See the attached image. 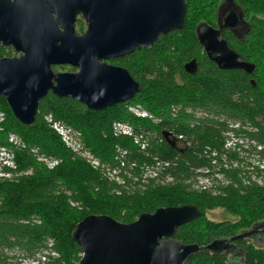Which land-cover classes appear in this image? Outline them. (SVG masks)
I'll return each mask as SVG.
<instances>
[{"label": "trees", "instance_id": "obj_1", "mask_svg": "<svg viewBox=\"0 0 264 264\" xmlns=\"http://www.w3.org/2000/svg\"><path fill=\"white\" fill-rule=\"evenodd\" d=\"M186 2L182 29L161 35L149 49L107 61L140 83L133 98L95 111L48 92L38 103L34 124L27 126L0 95V146L12 148L15 163L14 169L4 168L12 180L0 182L1 250L33 253L51 240L59 256L56 264H77L81 250L71 231L85 216L104 214L129 224L157 208L190 204L200 213L178 227L176 238L199 250L183 264H264V243L244 237L233 242L241 252L237 259L225 250L205 248L264 219V0H233L247 31L240 38L220 31L228 46L254 65L252 74L218 68L197 41L196 26H216L223 0ZM79 25L75 29L81 34L84 28ZM192 59L194 74L184 70ZM136 107L155 123L144 120L140 126L142 121L130 111ZM54 122L79 132L84 149L99 166L92 167L66 147L52 128ZM114 122L129 124L133 134L113 132ZM163 132L170 134L173 145ZM10 135L19 145L8 142ZM135 136L146 142L143 150L133 144ZM142 165L150 169L145 181L153 187L143 194L131 195V186L105 176L114 169L130 184V173L144 179ZM125 169L131 170L128 177ZM215 209L232 219L212 220L207 212ZM6 257L0 251V264Z\"/></svg>", "mask_w": 264, "mask_h": 264}, {"label": "water", "instance_id": "obj_2", "mask_svg": "<svg viewBox=\"0 0 264 264\" xmlns=\"http://www.w3.org/2000/svg\"><path fill=\"white\" fill-rule=\"evenodd\" d=\"M224 5L232 9L221 20ZM186 8V0H0V43L21 53L0 58V95L27 126L34 124L38 103L48 92L95 111L131 99L140 84L125 68L107 61L149 49L161 35L182 29ZM240 9L233 0H223L217 8V26L199 23L195 33L218 68L252 74L254 65L220 36L221 30L243 21ZM78 15L86 23L81 34L74 28ZM52 65H70L77 71L54 72ZM184 70L194 74L196 60L186 62ZM163 136L173 145L166 132ZM199 213L198 206L186 204L142 213L129 224L104 214L85 216L71 231L81 250L77 264H183L199 246L179 241L177 229ZM245 236L253 241L264 238V219L205 248L225 250L234 257V240Z\"/></svg>", "mask_w": 264, "mask_h": 264}, {"label": "built area", "instance_id": "obj_3", "mask_svg": "<svg viewBox=\"0 0 264 264\" xmlns=\"http://www.w3.org/2000/svg\"><path fill=\"white\" fill-rule=\"evenodd\" d=\"M130 111L134 113V115L137 117H139L138 113L145 112L139 107L131 108ZM146 117L151 118V116L148 115L147 113H146ZM3 120H4V112L0 111V123H2ZM52 128L61 137L63 144L66 147H68L72 152L85 157L88 160V162L92 165V167L96 168L99 166L98 160L94 158L93 155H91L89 151L84 149L83 144L80 139L81 136L79 132H77L72 127L60 124L58 122L52 123ZM112 131L123 134V135H128V136H131L133 134V130L130 127V125L125 122L112 123ZM168 135L170 134L168 133ZM14 137L17 138L14 135H10L8 138V142L14 145H19L18 138L14 140ZM168 138L170 140H173L171 136H169ZM133 140H134V143L138 144L141 150L145 148L146 142L144 140H142L141 138H137L136 136L133 138ZM52 165H53V162H48L49 167ZM5 167L13 168V169L15 168V163L13 160V153L11 152V150L7 149L6 147L0 146V176L10 175V173H6L4 171ZM141 169H142L141 171L143 172V178L147 177V174L149 175L150 173V169H147L146 165H142ZM118 174H119V171L114 170V169L107 170L105 172V176L108 177L110 181H114L120 185H125L126 184L125 180H123L121 176H119ZM125 175H127V173ZM0 251H3L4 255L7 256L5 258L4 264H56L54 260L58 256L57 252H55L52 248L51 240L47 241L46 247H39L33 253H26L19 249H11V250L10 249H2V250L0 249Z\"/></svg>", "mask_w": 264, "mask_h": 264}, {"label": "rangeland", "instance_id": "obj_4", "mask_svg": "<svg viewBox=\"0 0 264 264\" xmlns=\"http://www.w3.org/2000/svg\"><path fill=\"white\" fill-rule=\"evenodd\" d=\"M77 23L78 24L75 26V28L77 30H79V26H80L79 24H81V25H83V28H84L83 32H84V30L86 28V24H85L84 20L79 19V20H77ZM77 32H81V31H77ZM55 71L56 72H69L67 70V67H65V66H58ZM138 116H139L138 118L142 121V122H139L141 124V125L139 124L140 126L144 125V122H143L144 120L149 122L151 125H153V123H155V121H154V119H152V117L151 118L146 117V113L145 112L138 113ZM16 139L17 138L14 137V140H16ZM133 144L137 145L136 143H133ZM7 149L11 150V152L13 153L12 148L8 147ZM13 160H14V153H13ZM129 168H133V165L129 164ZM141 168H142V166H141ZM130 171H131L130 169H125V170H123V173L126 174V173H128ZM12 178L13 177L10 176V175L9 176H0V182L3 181V180L11 181ZM145 178L146 177H144V179H139L138 177H133L132 173L129 174L130 184L129 183H126V184H127V186H131V187H128L129 190H130L129 192H130L131 195L143 194L146 191H148L149 189L153 188V187L151 188L150 185H146L147 181H145ZM122 186H124V185H122ZM156 186H154V187H156ZM126 188L127 187L125 186V189ZM207 214H208V217L211 218L214 221H223V220L232 219V217L230 215L226 214L221 209H215V210H212V211H208ZM234 250H235L233 252L234 258L237 259V257H239L241 255V252L239 251V249H234Z\"/></svg>", "mask_w": 264, "mask_h": 264}, {"label": "flooded vegetation", "instance_id": "obj_5", "mask_svg": "<svg viewBox=\"0 0 264 264\" xmlns=\"http://www.w3.org/2000/svg\"><path fill=\"white\" fill-rule=\"evenodd\" d=\"M235 4V3H234ZM232 9V5H224L223 7H222V10H221V12H220V19L222 20L223 18H224V16L230 11ZM241 10V9H240ZM242 11V10H241ZM243 15V14H242ZM79 19H81V20H84L80 15H78L77 17H76V20H79ZM75 20V23H74V28H75V26L78 24L77 23V21ZM216 23H217V18H216ZM86 24V23H85ZM216 26H217V24H216ZM216 26H214V27H216ZM247 23L244 21V19H243V21L242 22H240V23H238L235 27H233L232 29H230L229 31H231L234 35H236V37H242L245 33H246V31H247ZM225 30V29H224ZM226 30H228V29H226ZM21 53L20 52H16L14 49H13V47L12 46H10V45H2L1 43H0V58H10V57H14V56H19ZM117 59V58H116ZM58 66H65V67H67V70L69 71V72H74V71H77V68H75V67H72V66H70V65H52L51 66V68H52V70L54 71V72H56L55 70H56V68L58 67ZM254 225V224H253ZM252 225V226H253ZM251 226V227H252ZM250 227V228H251ZM244 239H249L250 241H253L251 238H249V237H247V236H245L244 237ZM253 242H255L256 244H262V243H264V238H259L257 241H253ZM230 247V246H229ZM229 247H227L226 249L228 250L229 249ZM233 247H235V249H238V247L235 245V244H233ZM232 250V248H230L229 249V251H231ZM230 254V253H229Z\"/></svg>", "mask_w": 264, "mask_h": 264}, {"label": "bare ground", "instance_id": "obj_6", "mask_svg": "<svg viewBox=\"0 0 264 264\" xmlns=\"http://www.w3.org/2000/svg\"><path fill=\"white\" fill-rule=\"evenodd\" d=\"M77 21V20H76ZM76 30V29H75ZM238 70V69H237ZM240 70V69H239ZM140 84V83H139ZM128 123H129V121H128ZM156 124H158V123H156ZM136 154V153H135ZM174 156V155H173ZM145 159V158H144ZM178 160V159H177ZM129 164V163H128ZM173 167V166H172ZM168 170V169H167ZM184 177H185V175H184ZM152 181V180H151ZM59 257V256H58ZM57 262V261H56Z\"/></svg>", "mask_w": 264, "mask_h": 264}]
</instances>
